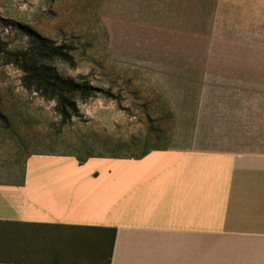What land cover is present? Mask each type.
<instances>
[{
	"label": "rangeland",
	"instance_id": "374dc122",
	"mask_svg": "<svg viewBox=\"0 0 264 264\" xmlns=\"http://www.w3.org/2000/svg\"><path fill=\"white\" fill-rule=\"evenodd\" d=\"M21 54L95 97L63 126ZM0 112L17 174L37 154L264 152V0H0Z\"/></svg>",
	"mask_w": 264,
	"mask_h": 264
},
{
	"label": "crops",
	"instance_id": "0c3cea01",
	"mask_svg": "<svg viewBox=\"0 0 264 264\" xmlns=\"http://www.w3.org/2000/svg\"><path fill=\"white\" fill-rule=\"evenodd\" d=\"M8 168L0 264H264V152L37 154Z\"/></svg>",
	"mask_w": 264,
	"mask_h": 264
},
{
	"label": "trees",
	"instance_id": "16d2710c",
	"mask_svg": "<svg viewBox=\"0 0 264 264\" xmlns=\"http://www.w3.org/2000/svg\"><path fill=\"white\" fill-rule=\"evenodd\" d=\"M27 54H21L18 62L22 64L23 71L25 73V81L29 85L36 84L38 89L43 90L45 93L54 94L56 97V112L61 118V124L63 126L71 122L72 117L79 115V109L77 107V99L81 101H87L92 97H95L96 88L85 82L76 83L71 80H66L60 76L52 73L50 70L38 67L36 64L29 65L27 63ZM52 75L47 77V75ZM73 96V99H71ZM4 119V115L0 112V120ZM148 153H145L146 156ZM143 156V157H144ZM83 164L86 161H80Z\"/></svg>",
	"mask_w": 264,
	"mask_h": 264
}]
</instances>
